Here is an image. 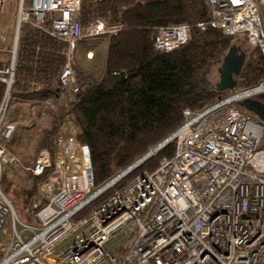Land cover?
I'll list each match as a JSON object with an SVG mask.
<instances>
[{"label": "built area", "instance_id": "built-area-1", "mask_svg": "<svg viewBox=\"0 0 264 264\" xmlns=\"http://www.w3.org/2000/svg\"><path fill=\"white\" fill-rule=\"evenodd\" d=\"M202 1L208 17L198 22L201 28L242 33L264 59V0ZM80 2L16 0L11 45L7 57L0 58V179H11L22 168L40 180L30 204L32 222L19 218L0 182V264H264V119L238 104L263 92L264 78L198 110L184 107L183 120L172 131V155L161 156L152 170L114 187L82 215L78 211L100 192L94 193L99 185L93 186L89 149L78 140L70 109L54 133L53 155L42 147L24 165L10 149L8 103L22 25L65 42L54 79L32 74L24 82L32 90L54 87L65 104L83 81L84 72L73 58L77 43L95 42L123 26L101 17L82 25ZM189 36L186 23L160 25L152 46L168 51ZM88 48H83L86 59L93 56Z\"/></svg>", "mask_w": 264, "mask_h": 264}, {"label": "trees", "instance_id": "trees-1", "mask_svg": "<svg viewBox=\"0 0 264 264\" xmlns=\"http://www.w3.org/2000/svg\"><path fill=\"white\" fill-rule=\"evenodd\" d=\"M94 17L123 24L106 39L102 75L87 74L68 105L56 103V90L52 86L39 90L28 88L24 82L32 74L45 81L55 78L64 60L61 49L65 42L23 24L18 38L16 77L8 103L9 110L14 107L13 119L10 118L13 121H20L18 112L24 103H47L44 111L49 117L48 124L40 128L36 146L47 148L51 155L55 130L65 111L70 109L80 131L78 140L89 149L94 187L170 134L181 124L184 107L198 110L216 101L222 93L256 84L264 78L260 48L247 43L242 33H236L230 35L235 38L234 44L243 49L249 46L237 84L233 89L218 90L207 82L206 70L225 35L218 28L198 25L208 17L202 0H81V24ZM173 23L188 24L189 38L168 51L155 49L152 35L156 28ZM3 89L0 82V99ZM256 98L264 104V91L256 94ZM20 127L18 124L17 131ZM17 135L16 130L12 132L9 145L19 144ZM174 147V140L164 143L95 196L77 215L101 202L114 187L135 174L152 170L161 156L172 155ZM32 160L30 157L28 164ZM29 172L30 182L14 186L22 213L28 219L32 216L30 204L38 193L40 180V175ZM4 180L2 176L1 184Z\"/></svg>", "mask_w": 264, "mask_h": 264}, {"label": "rangeland", "instance_id": "rangeland-1", "mask_svg": "<svg viewBox=\"0 0 264 264\" xmlns=\"http://www.w3.org/2000/svg\"><path fill=\"white\" fill-rule=\"evenodd\" d=\"M15 4H16V0H5L2 11L0 12V35L2 36V38L0 37V58L2 59L7 57L8 55L7 50L8 47L11 45V40L14 32ZM108 36L109 35L103 36L101 38H97L95 42L87 43L82 40V42L77 43V49L73 52V58L75 60L77 69L83 70L84 72L82 76L83 79L86 77L87 74H92L93 76L102 75L105 45ZM230 40H233L234 43L235 38L231 37L230 35H225L220 40L218 53L215 55L214 59L210 63L209 68L206 70L205 79H207V82H209L210 85L215 86V82L218 79L217 67L220 64L221 56L225 52L227 46L230 44ZM88 47L93 48L92 50L93 56L92 58L86 59L84 55V50L89 49ZM247 50H249V46L245 45L244 46L245 56H247L246 54ZM221 95H223V93L220 94L219 97ZM56 103L60 105L69 104V103L65 104L61 102L57 97V93H56ZM46 104L47 103H45V101L24 103L22 107H20L18 112V115H20L19 118L20 121L11 120L13 119L14 107H10V118H11L10 120L13 124L12 132L14 133L16 130L18 134L17 136L19 137V142H18L19 144L17 146H13L11 145L10 142V147L17 154L20 161L24 165H29L28 162L30 161V157L33 158L32 156L37 153L38 149L42 148V147H37L36 143L41 135L42 129L40 130V128H43L48 124L49 117L47 116V112L44 111L46 109L45 107ZM244 110L250 114H254V112L251 110L248 109H244ZM18 124H20L21 127L18 128L17 131ZM29 173L30 172L28 170L22 168L15 170L11 179H5L3 181L2 187L5 193L8 195V197L12 200L13 208L15 209L19 218L27 222H32L29 221L26 215L22 213L23 210L21 207V202L18 201L20 200V198L14 193L15 185L20 183L22 184L23 182L26 181L30 182L31 177ZM37 195L38 193L35 195V197H37ZM5 225L8 228L9 227L11 228L9 214H7L5 217ZM17 228H19V225H17Z\"/></svg>", "mask_w": 264, "mask_h": 264}, {"label": "water", "instance_id": "water-1", "mask_svg": "<svg viewBox=\"0 0 264 264\" xmlns=\"http://www.w3.org/2000/svg\"><path fill=\"white\" fill-rule=\"evenodd\" d=\"M153 37V35H152ZM245 62V51L241 46L238 44L231 43L227 46L225 52L221 56L220 64L217 67L218 72V79L215 82L216 89L223 90L225 88H234L237 84V78L240 74V71L243 68ZM239 105L242 106L244 109H248L259 115L261 118L264 119V104L257 99L256 97H245L239 101ZM173 133L171 132L167 136H165L161 141L157 144L149 148L146 152L142 155L137 157L131 163L126 165L124 168L120 169L116 172L113 176L108 178L102 184H100L96 190L94 191L95 194H98L114 180L124 175L138 163H140L144 158L149 156L153 153L156 149L162 146L164 143L168 142L172 139Z\"/></svg>", "mask_w": 264, "mask_h": 264}, {"label": "bare ground", "instance_id": "bare-ground-1", "mask_svg": "<svg viewBox=\"0 0 264 264\" xmlns=\"http://www.w3.org/2000/svg\"><path fill=\"white\" fill-rule=\"evenodd\" d=\"M232 89H233V88H232ZM214 102H215V101H214ZM214 102H213V103H214ZM226 102H228V101H226ZM228 103H230V102H228ZM238 104H239V102H238ZM239 106H240V105H239ZM241 107H242V106H241ZM173 131H174V130H173ZM172 140H173V139H172ZM174 145H175V143H174ZM154 152H155V151H154ZM154 152H153V153H154ZM134 167H135V166H134ZM134 167H133V168H134ZM119 178H120V177H119ZM119 178H118V179H119Z\"/></svg>", "mask_w": 264, "mask_h": 264}, {"label": "crops", "instance_id": "crops-1", "mask_svg": "<svg viewBox=\"0 0 264 264\" xmlns=\"http://www.w3.org/2000/svg\"><path fill=\"white\" fill-rule=\"evenodd\" d=\"M10 146V145H9ZM15 153V152H14ZM16 154V153H15ZM17 155V154H16Z\"/></svg>", "mask_w": 264, "mask_h": 264}]
</instances>
